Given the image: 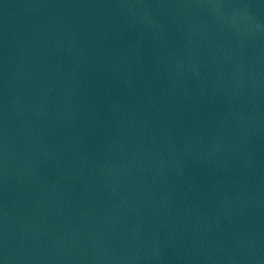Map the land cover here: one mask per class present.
Masks as SVG:
<instances>
[{
  "label": "water",
  "instance_id": "obj_1",
  "mask_svg": "<svg viewBox=\"0 0 264 264\" xmlns=\"http://www.w3.org/2000/svg\"><path fill=\"white\" fill-rule=\"evenodd\" d=\"M0 264H264V0H0Z\"/></svg>",
  "mask_w": 264,
  "mask_h": 264
}]
</instances>
